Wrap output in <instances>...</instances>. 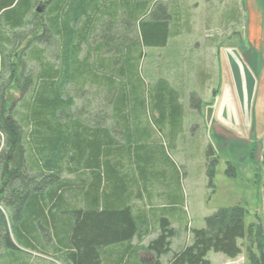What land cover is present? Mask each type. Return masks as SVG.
I'll list each match as a JSON object with an SVG mask.
<instances>
[{
  "label": "trees",
  "instance_id": "1",
  "mask_svg": "<svg viewBox=\"0 0 264 264\" xmlns=\"http://www.w3.org/2000/svg\"><path fill=\"white\" fill-rule=\"evenodd\" d=\"M162 1L0 0V264H212L210 251L236 258L244 247L247 264H264V226L246 227L241 205L219 209L173 248L172 166L153 135L175 139L182 93L161 78L149 107L134 81L143 49L175 35ZM87 89L93 100L80 105ZM144 197L148 207L136 204ZM152 222L157 236L133 243Z\"/></svg>",
  "mask_w": 264,
  "mask_h": 264
},
{
  "label": "rangeland",
  "instance_id": "2",
  "mask_svg": "<svg viewBox=\"0 0 264 264\" xmlns=\"http://www.w3.org/2000/svg\"><path fill=\"white\" fill-rule=\"evenodd\" d=\"M162 2L173 18L175 35L164 48L143 49L144 57L138 61L141 78L134 81L145 86L149 107L161 78L182 93L184 123L175 139L153 133L159 157L172 166L170 191L178 210L172 218L179 234L173 240L176 249L190 242L192 229L204 228L206 218L223 207L241 205L249 212L246 227L258 219L264 226V0ZM91 90L80 105L92 99ZM8 97L11 104L19 98L15 87ZM93 107L89 109L95 111ZM96 108L101 110L100 104ZM145 123L154 132L148 119ZM210 151L209 160L215 156L218 160L213 185L207 173ZM146 197L136 204L149 203ZM152 203L158 205L160 200L155 197ZM150 229L143 230L147 235L143 240L136 238L133 243L147 244L155 238L157 224L152 222ZM239 243L246 244V238ZM207 258L212 264H247L246 247L236 258L215 251ZM32 264L62 263L37 257Z\"/></svg>",
  "mask_w": 264,
  "mask_h": 264
},
{
  "label": "crops",
  "instance_id": "3",
  "mask_svg": "<svg viewBox=\"0 0 264 264\" xmlns=\"http://www.w3.org/2000/svg\"><path fill=\"white\" fill-rule=\"evenodd\" d=\"M140 255V253H139ZM141 257V256H140ZM145 257H151V256H142L141 258H145ZM45 258V257H44ZM45 259H48V258H45ZM48 260H51V259H48Z\"/></svg>",
  "mask_w": 264,
  "mask_h": 264
}]
</instances>
